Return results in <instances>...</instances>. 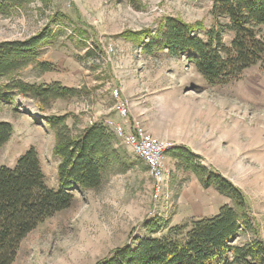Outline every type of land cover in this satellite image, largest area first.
<instances>
[{"label": "rangeland", "instance_id": "1", "mask_svg": "<svg viewBox=\"0 0 264 264\" xmlns=\"http://www.w3.org/2000/svg\"><path fill=\"white\" fill-rule=\"evenodd\" d=\"M212 5L213 0H33L0 12V42L47 33L37 48V61L51 69L29 63L16 76L76 89L50 100L44 110L22 95L0 103V119L12 121L14 128L10 141L0 146V165H10L17 157L13 141L21 130L23 140L38 147L53 184L48 160L56 158V135L48 122L51 116L66 115L73 133L108 114L125 123L137 121L158 141L189 148L201 164L239 187L260 228L258 233L241 232L234 242L264 241V61L248 66L234 80L210 85L194 69L189 52L146 53L119 35L126 29L154 32L167 17L190 25L202 21L208 27ZM258 28L264 33V24ZM232 35L225 30L224 41ZM118 100L127 105L128 117L117 113ZM116 139L119 161L101 185L74 189L72 204L29 232L12 264H99L119 247L146 236L151 220L182 225L216 214L224 203L233 205L213 186L183 172L169 153L162 175L156 177L129 145Z\"/></svg>", "mask_w": 264, "mask_h": 264}, {"label": "trees", "instance_id": "2", "mask_svg": "<svg viewBox=\"0 0 264 264\" xmlns=\"http://www.w3.org/2000/svg\"><path fill=\"white\" fill-rule=\"evenodd\" d=\"M30 1L0 0V12ZM210 17L213 21L208 27L202 21L190 25L167 17L154 32L126 29L119 35L146 53L164 49L172 55L189 52L194 69L210 85L225 84L248 66L264 61V33L258 28L264 24V0H213ZM193 27L202 33H194ZM225 30L233 32L228 43L223 39ZM46 37L43 31L26 39L0 42V103L22 95L42 104L39 109L44 110L50 100L76 92L74 87L57 82L30 83L16 76L15 71L29 63L43 71L51 69L50 64L37 61V48ZM65 120L64 114L48 119L56 135L52 149L58 158L56 188L47 185L34 146L25 149L13 167L0 165V264H12L26 235L72 204L74 189L98 188L104 174L119 161L117 139L102 121L73 133ZM11 133V123L0 120V146ZM168 153L183 172L193 173L204 186H213L231 198L233 205L224 203L216 214L182 225L171 226L164 218L151 220L146 236H139L133 245L119 247L99 264H264V241L234 242L241 232L258 233L260 228L243 191L201 164L198 154L189 148L179 145ZM159 232L162 235L155 236Z\"/></svg>", "mask_w": 264, "mask_h": 264}, {"label": "built area", "instance_id": "3", "mask_svg": "<svg viewBox=\"0 0 264 264\" xmlns=\"http://www.w3.org/2000/svg\"><path fill=\"white\" fill-rule=\"evenodd\" d=\"M117 93V90L113 91L115 96ZM115 108L121 117H128V107L123 101L118 100ZM92 123L90 121V124ZM104 124L112 129L116 138L129 145L133 152L145 161L151 173L156 177L162 175V163L166 153L176 147L174 143L158 141V139L147 134L137 121L121 125L112 120H106Z\"/></svg>", "mask_w": 264, "mask_h": 264}, {"label": "crops", "instance_id": "4", "mask_svg": "<svg viewBox=\"0 0 264 264\" xmlns=\"http://www.w3.org/2000/svg\"><path fill=\"white\" fill-rule=\"evenodd\" d=\"M1 105H2V104H1ZM1 105H0V106H1ZM113 119H114V120H113ZM0 120H6V121H9V120L6 119V118H4V119L1 118ZM106 120H112V121H114L115 123H118V124H121V125H123V124L125 125V122H123L122 118H121V120L116 119V118H112V115H111V114H108V116H106V118H104V121H102V122L105 123ZM9 122H12V121H9ZM84 126H87V125L85 124ZM84 126H83L82 128H84ZM13 132H14V128H12L11 136H10V138L8 139L7 142H9L10 139L12 138V134H13ZM16 132H17V133H15V134L19 135L20 137L18 136L19 139H14L13 144H14L15 147H17L18 155H17V157L13 160V162H12L10 165H7V166H9V167H13V166L15 165V163H16L18 157L23 153V151H24L25 149H27L29 146H34V147L36 148L37 152H38V157H39V160H40V164H41L42 171H43V173H44V175H45V178H46V183H47V185H48L49 187L56 188V187L58 186V182H57V179H56V170H57L58 158L56 157V158H54L53 160H48V161H50V162H49V163H50V166L52 165V168H51V170H52V176H54V179H53V180H54V183H53V184H50V183H49V180H48V179H49V178H48V175H47V173H46V169H45V167L42 165V158H41V156H40V154H39L38 147H36L35 142H34V141H29V140L24 141L23 138L21 137V136H22V134H21V130H17ZM7 142H6V143H7ZM22 144H24V145H22ZM43 156H44V155H43ZM48 156L50 157V155H47V158H48ZM51 183H52V182H51Z\"/></svg>", "mask_w": 264, "mask_h": 264}]
</instances>
